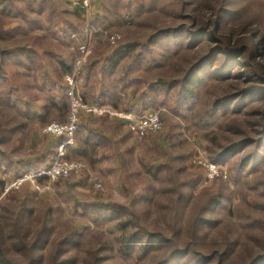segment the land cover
<instances>
[{"label": "rangeland", "instance_id": "374dc122", "mask_svg": "<svg viewBox=\"0 0 264 264\" xmlns=\"http://www.w3.org/2000/svg\"><path fill=\"white\" fill-rule=\"evenodd\" d=\"M202 1L186 2L193 3L197 12L200 5L209 2ZM246 1L254 7L258 4ZM80 2L20 0L12 3V16L0 17V47L13 48L15 53L29 48L37 55L32 65H8L10 73L0 86L3 247L20 259L23 257L18 249L26 246L29 259L43 257V264H52L53 257L58 256L57 263L63 260L67 249L63 244L72 239L81 243L74 252L77 264H94L98 255L106 256L108 264H158L163 255L152 262L140 260L141 254L138 260H117L114 254V259L110 258L121 232L119 220L110 218L106 207H121L120 216L133 220L130 231L163 232L172 239L180 225L177 211L186 214L184 221L189 228L196 215L209 208L205 217L217 224L205 230L197 243L207 246L214 242L223 249L228 245L232 258L229 264L250 263L264 253V167L257 173L239 167L248 149L228 163H215L212 158L219 144L222 147L248 138L258 140L260 129L254 125L261 121L257 116L264 109L251 106L246 113L223 120L221 115L206 116L212 101L233 93L231 87L236 82L207 83L198 94V104L194 103L189 112L176 102L174 93L149 94V74L142 68L130 73L120 69L104 78L96 62L103 63L121 42L145 43L157 32L163 16L144 14L137 0H103L101 17L93 22L89 19L90 54L83 62L87 33ZM251 2L243 6L250 7ZM92 4L93 0L90 14ZM146 4L148 8L149 0ZM192 8L190 5L186 14L192 15ZM258 10L264 13V5ZM62 30L67 32L62 34ZM192 54L181 63L192 60ZM55 58L72 66V73L56 74L58 80L42 75H52L50 70L58 62ZM178 61L166 70V80L176 78ZM67 78L74 79L73 94L83 103H103L115 112L135 117L155 112L161 122L155 128L134 133L121 118L83 115L74 145L66 154L67 161L80 164V168L59 176L50 191L40 193L31 180L25 179L51 167L55 160L60 139L49 134L48 128L68 124L71 88ZM10 87L13 92L8 94L6 89ZM52 102L58 108L52 107ZM92 126H101L112 139L91 132ZM87 140L91 146L84 144ZM213 167L217 173L211 177ZM20 180L24 182L17 184ZM182 194L184 199L178 203ZM219 194L223 195V204L212 211L211 199ZM35 240L38 243L30 248Z\"/></svg>", "mask_w": 264, "mask_h": 264}, {"label": "trees", "instance_id": "16d2710c", "mask_svg": "<svg viewBox=\"0 0 264 264\" xmlns=\"http://www.w3.org/2000/svg\"><path fill=\"white\" fill-rule=\"evenodd\" d=\"M15 1L20 0H0V17L4 14L12 16L14 10L12 3ZM146 1L137 0L136 5L139 10L145 9L146 15L163 16L159 24L161 26L145 43L137 40L127 44L121 42L113 54L104 59L102 65L96 62L101 66L100 70L104 78L120 69L130 73L138 71L136 68H142L144 74H149L146 78V90L149 94L153 95L156 91L166 94L174 93L176 102L183 108L186 107L189 112L192 111L191 107L194 103L198 104V94L202 87L207 86V83L215 85V83H223L220 81L236 82L237 84L231 87L233 93L212 101L210 107L212 109L205 112L206 116L211 118L221 115L220 118L223 120L235 114L246 113L251 106L260 105L264 109V30L262 29L264 13L258 10L264 5V0H253L258 3L256 7L251 1L246 0H209L202 5L199 2L200 7L197 12L194 4L187 3V0H149L148 8ZM247 2H251L252 5L244 7L243 5ZM190 5L193 6L190 11L192 15L186 14ZM105 12L103 9V14ZM106 18L104 16L105 20ZM66 32L62 30L60 33ZM55 34L58 32L56 31ZM14 36L11 37L15 39ZM12 49L0 47V86L6 83V76L10 73L6 70L8 65L25 67L26 64H34L37 57L36 52L29 48L19 50L17 53L15 49L12 53ZM190 53H194L193 59L190 58V62L187 60L181 63L185 57L190 56ZM55 60L58 62L57 66L50 70L52 75L44 72L42 75L49 78L55 77L58 80L56 74L72 73L73 67L67 62L56 58ZM174 61H178L175 64L177 76L166 80L165 76L168 74L166 70L174 65ZM11 89V87L6 89L8 94L13 92ZM104 91H107L106 87ZM52 107L58 108V104L52 102ZM257 117L261 121L254 127L260 129L257 132L259 139L254 141L248 138L222 147L219 144L220 149L213 154V162L228 163L239 155H243L248 149L239 167L250 169L254 173L264 167V111ZM84 144L91 146L88 140ZM183 199L182 194L177 202L181 203ZM211 201L213 206L210 204V207L212 211H216L223 204V195L219 194ZM120 208L110 206L105 209L109 211L107 213L110 218L119 220L117 226L121 232L115 240L116 250L111 249L112 252H110L112 260L113 254L117 260L122 261L138 260L141 254L139 259L145 262H152L155 257L163 255L158 264H229L232 261L228 245L223 246V249L214 242L207 246H200L197 243L199 236L205 230H211L217 224L215 220L205 217V214L210 211L209 208L198 213L189 228L184 221L186 214L181 210L177 211L176 217L180 219V225L176 236L174 235L175 239L165 236L163 232L149 233L137 229L130 231L133 220L125 218L126 216L121 217ZM3 236L0 226V264L44 263L43 257H40L38 261L34 258L29 259L26 254L28 248L23 245L21 249H18L20 257L23 258L11 256L10 252L4 248L5 246L3 247ZM35 243H38V240H35L30 248ZM63 245L67 247L63 254L65 257L59 263H57L58 256L53 257L52 264H77L74 252L75 248L81 245L80 241L67 239ZM220 249H223L222 252ZM23 252L25 254H22ZM94 264H108V260L106 256L98 255L95 257ZM248 264H264V253Z\"/></svg>", "mask_w": 264, "mask_h": 264}, {"label": "built area", "instance_id": "2783aa9c", "mask_svg": "<svg viewBox=\"0 0 264 264\" xmlns=\"http://www.w3.org/2000/svg\"><path fill=\"white\" fill-rule=\"evenodd\" d=\"M81 8H83L86 15V33L87 38L85 45L82 46V50L85 53L83 57V62L86 61V57L90 54L89 49V32H91L92 26L90 19V9L92 0H81ZM78 71V69L76 70ZM74 79L67 78V82L71 88V104H70V117L68 124L65 126L59 127L52 125L48 128V133L59 138L60 142L58 148L56 149V157L51 167L44 168L39 171L34 176H27L26 180L32 181V186L35 191L40 193H45L50 191L55 180L70 171L80 168V164L72 163L67 161V150L74 145L75 134L78 128L81 126L83 115L84 117H105L110 116L113 118H121L126 121V125L134 132H140L146 129H151L157 127L161 122V116L158 113H148L142 117H135L129 115H123L122 113L115 112L108 106L99 105V104H90L83 103L81 100L76 98L73 94L75 88L73 85ZM211 177L216 175V170L212 168ZM35 180V181H33ZM43 180V181H42ZM42 181V182H41ZM23 180H20L18 183H23Z\"/></svg>", "mask_w": 264, "mask_h": 264}, {"label": "crops", "instance_id": "0c3cea01", "mask_svg": "<svg viewBox=\"0 0 264 264\" xmlns=\"http://www.w3.org/2000/svg\"><path fill=\"white\" fill-rule=\"evenodd\" d=\"M103 0H93V4H92V12L90 14V20L97 19V17H99L101 15L102 9L101 6L103 5ZM102 3V4H101ZM83 90H84V85H83ZM87 125V126H86ZM86 128L88 127V124H85ZM91 132L103 136V137H108L109 139H112V137L109 135H107L106 133L103 132V128L101 126H92L91 128H89ZM103 129V130H102Z\"/></svg>", "mask_w": 264, "mask_h": 264}]
</instances>
